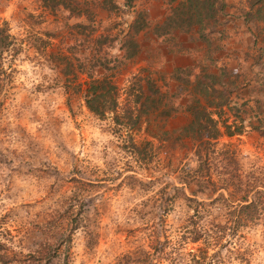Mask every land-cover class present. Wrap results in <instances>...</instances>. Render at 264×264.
Returning <instances> with one entry per match:
<instances>
[{
  "label": "rangeland",
  "instance_id": "1",
  "mask_svg": "<svg viewBox=\"0 0 264 264\" xmlns=\"http://www.w3.org/2000/svg\"><path fill=\"white\" fill-rule=\"evenodd\" d=\"M64 1L75 12L80 0ZM115 1L123 10H140L145 26L137 34L138 53L110 72L111 80L120 83V100L131 85H139L149 104L139 124L120 130L111 113L99 117L86 107L84 73L64 82L47 63L45 51L58 38L48 39L43 30L52 29L56 19L73 23L79 18L68 17L64 8L61 13L42 9L40 0H0V23L7 20L13 35V45L0 59V264H28L49 245L57 249L46 264H196L192 255L212 264H264L260 220L234 233L226 229L221 244L183 238L193 235L195 221L225 217L212 207L199 218L183 190L172 186L180 185L176 174L182 166L195 164V142L180 131L188 112L155 116L158 91L170 83L184 87L186 73L171 64L176 52H193V63H209L218 71L223 66L212 58L210 45L221 42L217 55L226 48L222 40L239 37L234 48L243 60L230 57L231 45L224 63L229 69L223 67L230 101L213 108L223 133L211 153L210 171L229 188L264 185V21L256 20L255 26L244 19L249 0H220L225 2L223 16L217 10L223 31L211 33L209 42L189 29L187 14L169 20L181 0H132L126 6V0ZM205 5L200 9L208 29L218 20L205 16ZM224 12L236 17L233 27ZM121 13L114 10L105 22L120 21ZM98 14L104 17L107 11ZM124 17L131 19V12ZM238 92L251 98L235 104ZM228 129L235 133L227 135ZM228 142L234 158L222 148Z\"/></svg>",
  "mask_w": 264,
  "mask_h": 264
},
{
  "label": "trees",
  "instance_id": "2",
  "mask_svg": "<svg viewBox=\"0 0 264 264\" xmlns=\"http://www.w3.org/2000/svg\"><path fill=\"white\" fill-rule=\"evenodd\" d=\"M40 1L42 9L53 8L55 12L61 13V9L64 8L69 10L68 17L74 14L79 18L73 23L56 19L57 22L53 24L54 29L43 30L48 39L58 38V42L45 51L47 63L58 73L57 78L66 82L70 77L76 76V72L84 73L88 78L84 76L81 83H88L84 102L90 111L99 117L111 113L116 130H120L122 126L134 127L139 124L141 112L148 111L149 104L145 100L147 98H144L139 85L136 88L131 85L126 97L120 100L118 95L120 83L118 80H111L110 72L113 73L123 67L138 53L137 34L145 26L141 19V11L135 8L123 10L115 0H80L77 1L75 12L64 0ZM205 3L207 9L205 16L213 21L218 20L217 24H210L208 29L204 28L206 20L201 16L200 9ZM126 4L132 5V0H126L123 5ZM224 5L225 2L220 0H181L174 7L172 13L174 17H170L169 20L175 21V17L187 14L189 29L199 37L208 38L210 42L211 33L223 31L219 24L221 22L219 13H222ZM99 9L106 10L107 14L99 17ZM116 9L122 10L121 20L116 21L112 18L111 21L105 22ZM130 12L132 18H125L124 14ZM241 14L248 23L257 26V21H264V0H249L248 9ZM65 29L67 33L64 34ZM12 45L13 35L7 20L4 19L0 23V59L1 54ZM219 47V44L212 47L210 45L214 50L212 56ZM112 48L117 52H112ZM210 57L211 54L208 59ZM187 67L190 69L184 71ZM223 67L220 66L218 71H215L209 63L174 66V69L186 73L183 90H178L175 84L170 83L166 90L158 91L160 97L157 99L159 102L157 101L155 113L160 119H166L179 110L189 114L188 121L180 131L195 142L193 150L195 164L186 165L184 168L182 166L176 174L180 185L172 184V186L183 190L185 199L192 202L187 204L188 207H191L199 218L204 216L203 213L211 212L212 207L218 211V214L224 215L225 219L217 220L214 217L210 220H201L202 222L195 221L192 229L189 230L193 233L190 237L183 232V238L188 237L187 239L192 241L201 239L206 244H221L222 234L228 228L233 229L231 233H234L238 227L254 220H260L264 224V185L229 188L219 185L210 171L211 153L217 152L218 137L223 133L219 126V111L213 108H219L230 101V91L227 90L226 85L229 73L223 71ZM197 68H199L197 71L193 70ZM250 126L256 127L251 123ZM242 130V127H238L236 131L240 133ZM225 133L232 135L235 129H228ZM228 144L232 145L231 142L222 144V148L225 147L223 150L229 153L230 158L236 157L235 150L229 148ZM163 206L165 208V204ZM56 249L57 245H49L46 251L32 255V261L28 264H46L56 255ZM191 259L196 264L213 262V260L209 263L205 260L201 262L202 257L194 255Z\"/></svg>",
  "mask_w": 264,
  "mask_h": 264
},
{
  "label": "crops",
  "instance_id": "3",
  "mask_svg": "<svg viewBox=\"0 0 264 264\" xmlns=\"http://www.w3.org/2000/svg\"><path fill=\"white\" fill-rule=\"evenodd\" d=\"M225 13V12H224ZM226 14V16H229L228 17V21H229V23H230V26L231 27H233V24H234V22L236 21V17H234V16H230V14H227V12L225 13ZM222 16H223V14H221ZM220 15V16H221ZM235 16H236V14H234ZM222 20L223 21H226V19L225 18H222ZM227 25V24H226ZM224 27V24H222V25H220V28H223ZM238 29V28H237ZM242 31H244V30H242ZM235 40H240L239 39V37H237V36H234V37H231V38H229L228 40H226L225 41V39L224 40H222V43L224 42V43H226V48L225 49H223V48H221L222 50H220L222 53H218L217 55H213V58H214V60H215V62H216V64L218 65V66H220V65H222V66H225V67H227V64H225L224 65V63H226V61H227V59L228 58H233V60L235 61H237V60H243V55H242V53L241 52H237V51H235V49L236 48H234V41ZM250 42H252V43H254V40L251 38L250 39ZM223 43V44H224ZM220 45H222L221 44V42H220ZM231 45H233V47H232V51H233V56H230V57H226V55L228 54V52H229V47L231 46ZM249 45H251V46H253V44H249ZM189 47H191L192 49H193V46H189ZM184 57V58H183ZM194 57H196V54H194L193 52H184V53H175L174 55H173V60H171L172 62H171V64L173 65V66H182V65H185V64H193V60H194ZM182 60H184V62L182 61ZM186 61V62H185ZM241 65V64H240ZM247 95V98H251V96H249V94H246ZM246 95H244V94H241L240 92H238V94L236 95L237 97H236V99H234V98H232V99H234V100H236V101H234L233 103H235V104H237V103H240V101L241 100H244V99H246ZM241 120H243L242 119V117H241ZM244 122H246L245 121V119H244ZM246 126L247 127H250V122H247L246 123Z\"/></svg>",
  "mask_w": 264,
  "mask_h": 264
}]
</instances>
